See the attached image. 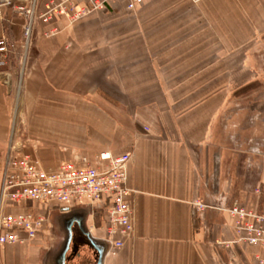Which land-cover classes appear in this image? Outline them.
Returning <instances> with one entry per match:
<instances>
[{"label": "crops", "instance_id": "0c3cea01", "mask_svg": "<svg viewBox=\"0 0 264 264\" xmlns=\"http://www.w3.org/2000/svg\"><path fill=\"white\" fill-rule=\"evenodd\" d=\"M137 11L115 3L72 26L57 18L60 31L23 70L21 95V66L0 69V162L14 121L38 137L46 170L82 158L107 168L101 155L130 154L135 231L104 264H258L264 249L237 242L227 209L237 196L264 204V98L234 95L264 72V0H150ZM0 16V38L20 55L23 19L12 8ZM86 221L106 237L99 210ZM53 230L51 221L35 239L0 247V264H47ZM88 245L68 264H88Z\"/></svg>", "mask_w": 264, "mask_h": 264}, {"label": "built area", "instance_id": "2783aa9c", "mask_svg": "<svg viewBox=\"0 0 264 264\" xmlns=\"http://www.w3.org/2000/svg\"><path fill=\"white\" fill-rule=\"evenodd\" d=\"M148 1L0 0V8H12L23 19V38L28 45L37 23L47 26L57 18H64L73 24L92 13L107 11L115 3L123 4L129 12H136ZM56 32L54 28L44 36ZM15 51V43L0 38V69L8 67ZM131 159L130 154L101 155L98 160H108L107 168L82 158L78 164L65 163L50 171L43 168L37 153L15 151L9 156L1 183L0 247L35 239L50 227V216L55 210L63 212L87 206L92 214L99 210L103 215L102 229L106 234L104 239L110 245L109 252L123 248L135 231L134 207L129 199L132 191L127 186ZM263 192L262 188L256 190L259 195ZM9 206L26 210L12 213L8 211ZM198 207L204 209L206 206L199 204ZM227 213L233 221L237 242L264 249V204L259 211L234 202ZM256 260L258 264H264V256L257 255Z\"/></svg>", "mask_w": 264, "mask_h": 264}, {"label": "rangeland", "instance_id": "374dc122", "mask_svg": "<svg viewBox=\"0 0 264 264\" xmlns=\"http://www.w3.org/2000/svg\"><path fill=\"white\" fill-rule=\"evenodd\" d=\"M137 12H132L131 14H133V13L135 14ZM95 13H100V12H95ZM93 14L94 13H92L90 15H93ZM55 22L56 21L54 20L50 23V25H47V26L37 23L35 30H37L38 26H41L39 34H37V32L34 30V33L31 37L28 45L27 44L25 45L26 42L23 38L21 41V44H20L21 45L20 46L21 47L20 55H18V54L15 55L14 53H13V55H11L8 66L13 64L14 66H17L18 70L20 69V66L22 69L19 72V74L17 75V79H16V84H15V88H14V94L16 96L21 95V92L23 90V86L20 85L21 84L20 82L23 81L22 79L24 78L23 70L27 69V66L30 63L34 62L35 56H33L34 55L33 53L36 51V49L42 48L43 44L45 45V43H48L50 41V38L53 37L54 35H56L60 31V29L57 28V26L55 25ZM77 22H75L73 24H70V23H67V24L69 26H72V25L76 24ZM54 28L57 29L56 33L44 36L45 32H50V30L54 29ZM250 78H251L252 82L248 83L245 87L235 88V90H234L235 97H237V98L244 97V98H246V101L250 100L253 97L257 98L259 96L261 98H264V72H261L258 74L251 73ZM250 78L247 77V79H250ZM246 101L244 103H241V104H236V110H238L239 107H243V106L248 107L249 105L246 103ZM15 123L17 124V121H14V125L12 127V134L10 137L9 149L7 152H5L4 157H3L2 161L0 162V202H1V183H2L3 171L6 167L7 161L9 160V156L13 155L15 153V151H17V152L20 151L22 153H35V152H37V154H38L37 148H39V144H37L36 142H33L34 139L38 138V137H36L35 134H33L32 132H29L28 130H26L25 132L19 131L18 129H16L17 127H15ZM12 146L15 147V150L12 148ZM236 159H237V157H236ZM233 170H235V169L233 168ZM234 185L236 187V183H234ZM240 201H241V199L239 198V196H237L236 198H233V200H232V202H240ZM61 213L62 212L59 210H55L51 213L50 219L54 224H56V219ZM55 231H54V235L52 238L56 239L55 245L57 248L61 242V239H60L61 235L58 234V232L55 234Z\"/></svg>", "mask_w": 264, "mask_h": 264}, {"label": "water", "instance_id": "95a60500", "mask_svg": "<svg viewBox=\"0 0 264 264\" xmlns=\"http://www.w3.org/2000/svg\"><path fill=\"white\" fill-rule=\"evenodd\" d=\"M91 209L87 206L74 207L63 211L56 219V228L61 235L59 246L46 258L47 264H66V255L73 241V226L77 225L81 235L88 244L98 253L96 264H104L105 257L110 248L105 239L95 238L87 228V215Z\"/></svg>", "mask_w": 264, "mask_h": 264}, {"label": "flooded vegetation", "instance_id": "af4514ba", "mask_svg": "<svg viewBox=\"0 0 264 264\" xmlns=\"http://www.w3.org/2000/svg\"><path fill=\"white\" fill-rule=\"evenodd\" d=\"M73 231H74V236H73V241H72V245H71V249L68 251L67 253V264L69 262V256L74 252V250L76 251V247L78 245H80L81 247L84 245H87V243L85 242V238L80 236V231H78V228L76 227V225L73 226ZM86 243V244H85ZM83 246V247H84ZM88 252L92 255L91 256V260L88 261V264H95L96 260L98 259V253L96 250H94L92 248V246L89 244L88 245ZM77 255H80V251L77 252Z\"/></svg>", "mask_w": 264, "mask_h": 264}]
</instances>
